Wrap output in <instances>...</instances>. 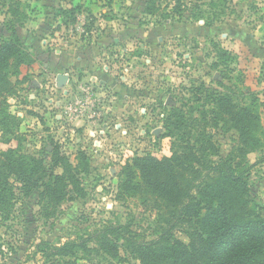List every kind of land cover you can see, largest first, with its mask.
Listing matches in <instances>:
<instances>
[{"label": "rangeland", "instance_id": "374dc122", "mask_svg": "<svg viewBox=\"0 0 264 264\" xmlns=\"http://www.w3.org/2000/svg\"><path fill=\"white\" fill-rule=\"evenodd\" d=\"M151 2L0 0V40L15 30L31 57L11 78L16 93L0 99V113L14 117L16 132L4 136L0 129V150L19 149L51 167L59 146L73 166L82 154L90 165L79 175L82 190L72 192L54 218L41 213V189L29 196L16 190L12 205L1 206L0 264H43L38 250L45 241L82 243L111 225L157 238L168 225L138 198L120 195L118 175L132 157L172 154L171 139L162 135L169 110L212 107L196 93L200 84L244 92L247 103L250 95L257 98L260 145L245 154L241 168H249L251 196L264 215V0ZM14 9L25 17L16 21ZM226 49L234 62L214 68ZM212 132L223 158L239 144L235 130ZM171 235L189 241L181 227ZM86 244L90 252L62 262L142 264L123 240L115 258L94 241Z\"/></svg>", "mask_w": 264, "mask_h": 264}, {"label": "trees", "instance_id": "16d2710c", "mask_svg": "<svg viewBox=\"0 0 264 264\" xmlns=\"http://www.w3.org/2000/svg\"><path fill=\"white\" fill-rule=\"evenodd\" d=\"M12 14L16 21L25 17L15 9ZM8 24L10 28L15 25L13 21ZM12 32L13 36L0 40V99L16 93L11 78L21 75V66L31 61L30 54L14 38L16 31ZM218 56L221 62H214V68L224 65L228 69L235 60L227 49L219 50ZM26 80L23 77L21 83ZM226 89L221 93L205 84L196 87V93L206 95L205 102L212 107L177 106L169 110L162 135L171 139L172 154L132 157L118 175L119 194L138 198L157 213L159 224L168 225L157 238L144 239L123 230V226L111 225L82 243L69 240L56 245L45 241L38 250L46 258L43 264H64L61 259L67 256L76 259L80 250L91 251L86 244L89 241L115 258L121 240L142 264H264V215L251 196L249 168H241L245 154L260 145L257 98L250 95L251 102L247 103L244 92ZM1 113L4 136H16L11 126L14 117ZM214 129L239 134L238 146L225 158L219 154ZM58 147L53 148L51 167L19 149L0 150V210L2 205H12L16 190L29 196L41 189V213L50 219L72 198V192L82 190L79 175L88 173L89 159L82 154L73 166ZM175 227L184 229L188 243L172 237Z\"/></svg>", "mask_w": 264, "mask_h": 264}, {"label": "water", "instance_id": "95a60500", "mask_svg": "<svg viewBox=\"0 0 264 264\" xmlns=\"http://www.w3.org/2000/svg\"><path fill=\"white\" fill-rule=\"evenodd\" d=\"M58 79H59V81L63 82V76L62 75H59Z\"/></svg>", "mask_w": 264, "mask_h": 264}]
</instances>
